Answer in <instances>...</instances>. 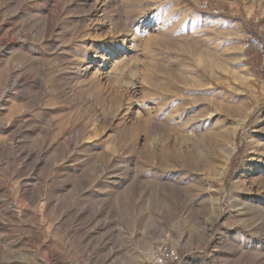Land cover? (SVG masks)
<instances>
[{
	"label": "rangeland",
	"instance_id": "374dc122",
	"mask_svg": "<svg viewBox=\"0 0 264 264\" xmlns=\"http://www.w3.org/2000/svg\"><path fill=\"white\" fill-rule=\"evenodd\" d=\"M196 1L0 0V264H264V0Z\"/></svg>",
	"mask_w": 264,
	"mask_h": 264
},
{
	"label": "built area",
	"instance_id": "2783aa9c",
	"mask_svg": "<svg viewBox=\"0 0 264 264\" xmlns=\"http://www.w3.org/2000/svg\"><path fill=\"white\" fill-rule=\"evenodd\" d=\"M195 5L200 10H211L214 14L220 12L219 9L211 7L205 0H197ZM243 51H249L258 57L256 67L257 81L261 88L264 89V34H248L241 42ZM147 259L140 264H187V258L181 255L180 249L160 242L150 249ZM103 264H114L112 261H106Z\"/></svg>",
	"mask_w": 264,
	"mask_h": 264
},
{
	"label": "bare ground",
	"instance_id": "6f19581e",
	"mask_svg": "<svg viewBox=\"0 0 264 264\" xmlns=\"http://www.w3.org/2000/svg\"><path fill=\"white\" fill-rule=\"evenodd\" d=\"M137 255H139V256H140V254H137ZM135 258L137 259V258H138V256H136Z\"/></svg>",
	"mask_w": 264,
	"mask_h": 264
},
{
	"label": "crops",
	"instance_id": "0c3cea01",
	"mask_svg": "<svg viewBox=\"0 0 264 264\" xmlns=\"http://www.w3.org/2000/svg\"><path fill=\"white\" fill-rule=\"evenodd\" d=\"M261 33V32H260Z\"/></svg>",
	"mask_w": 264,
	"mask_h": 264
}]
</instances>
